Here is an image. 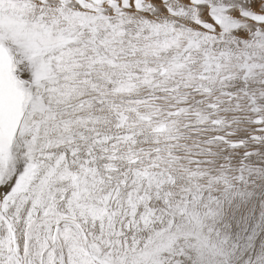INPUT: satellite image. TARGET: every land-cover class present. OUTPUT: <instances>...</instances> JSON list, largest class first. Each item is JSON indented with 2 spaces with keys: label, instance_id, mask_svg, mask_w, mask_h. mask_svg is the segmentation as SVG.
<instances>
[{
  "label": "snow or ice",
  "instance_id": "6c2138e0",
  "mask_svg": "<svg viewBox=\"0 0 264 264\" xmlns=\"http://www.w3.org/2000/svg\"><path fill=\"white\" fill-rule=\"evenodd\" d=\"M0 264H264V0H0Z\"/></svg>",
  "mask_w": 264,
  "mask_h": 264
}]
</instances>
